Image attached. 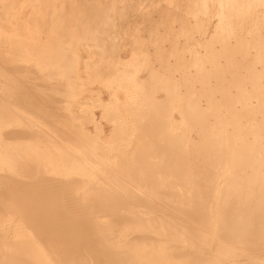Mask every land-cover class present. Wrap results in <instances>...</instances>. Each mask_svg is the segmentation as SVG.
<instances>
[{"label":"bare ground","instance_id":"obj_1","mask_svg":"<svg viewBox=\"0 0 264 264\" xmlns=\"http://www.w3.org/2000/svg\"><path fill=\"white\" fill-rule=\"evenodd\" d=\"M36 1L0 0V38L4 35V40L6 37V26L3 27L7 23L1 18L8 17L7 10L17 4L22 12L30 11L27 14L28 19L30 16L35 18L41 12V6H36V11ZM45 5H42L43 8ZM197 6L191 7L196 9ZM200 6L204 7L202 4ZM189 8L186 12L175 11L176 7L173 11L168 10L170 20L166 18L167 20L160 22L149 21L151 28L155 23L157 28L151 29L148 25V29L159 36H153L154 32L149 35L156 38L157 42L161 39L163 43L151 45V53L148 51L149 54L141 55V60L147 61L148 65L140 60L146 66L143 64L145 67H141V74L137 77L142 78L141 83L136 81L143 88L148 87L149 93L145 89L148 94L146 97L151 98V102L158 88H164L167 93H159L156 99L161 100H153V107L157 106V116L153 114L156 108L154 112L149 108L151 115H155L153 118L143 109L142 113L148 114L143 116H149L150 119L145 117L139 124H134L132 119L123 134L127 139L119 136L122 138L120 142L128 145L126 149L132 144H129L130 137L136 132L143 133L147 142L142 141L136 146L134 142L130 149H119L117 151L120 154H113L105 162H98L108 171L99 168L101 172L93 173L92 170L89 175L92 180L65 177L61 171L64 166L62 163L59 165L63 150H59L60 141L54 139L47 143L49 146L42 140V149H39L41 145L31 148L26 144V151L31 154L28 159L20 154L17 156L19 151L16 154L15 152L19 145L15 142L30 139L38 142L39 131L36 128L39 127L32 128L23 121L17 125L12 121L13 111H8V105L5 106L9 102L0 101V166H5L15 157V167L27 169L21 175L18 173L19 177L26 179H13L9 191L0 189V196L9 192L12 199V204L8 205L0 197V229L3 233L0 235V256L6 262L10 260L11 264H35L38 259L42 264L44 261H47L45 264H264V0H212V3L204 7L202 14L199 13L201 16H197L196 12L192 15ZM161 11L159 13L164 14L165 10ZM20 13L15 17L20 16ZM149 15L151 16V12ZM47 16L53 19L52 23L59 24L60 16ZM23 19L25 21L24 17ZM177 19L183 28H177ZM30 20H27L30 23H27L28 29L32 26ZM9 21L15 22L13 18ZM145 21L148 24L147 19ZM165 25L171 27L165 28ZM44 26L41 25L40 31L49 34L60 28ZM17 27L21 28L18 25ZM176 29L181 30L185 36L180 38L177 35L178 39L169 36ZM60 32L56 33L57 36ZM16 33L14 35L20 34ZM179 33L180 31L176 32ZM14 35H11L10 40H13ZM54 38L56 39L55 36ZM154 38L150 40L155 42ZM167 39L170 43L165 44ZM60 44H55L54 48H62ZM16 47L14 45L12 50ZM31 47L37 50L38 45L35 43ZM133 48L136 51V47ZM3 49L0 48V55ZM8 50L13 53L11 49ZM17 50L20 53V49ZM26 51L24 49L25 53H21L26 54ZM33 52L31 54L34 55ZM48 54L41 53L42 57H47ZM5 57L4 60L9 62V58ZM62 57L63 54L55 53L52 60H40L39 63L44 71L49 68L55 73L56 77L54 75L52 78L58 82L53 84L54 87H61V79H68L64 76L66 65ZM140 64L136 65L140 67ZM8 66L0 67V72L5 70L11 73L17 69ZM19 90L18 94L21 92ZM24 91L22 87V92ZM26 94L25 92V98L32 95L30 92L28 96ZM33 95L37 98L35 92ZM17 98L19 101V96ZM164 102L166 110H162L165 107L162 106ZM83 104L81 102L77 105L78 111L83 108ZM145 106L149 107L147 103ZM134 109L138 111L137 108ZM73 116L71 113L67 115L68 118ZM58 118L51 120L59 123L61 120ZM58 126L57 128L61 127ZM61 134L60 132V137H57L61 138ZM97 136L106 137L102 133ZM116 136L114 132L111 137L113 141ZM15 144L17 147H14ZM149 144H153L154 148ZM75 151L80 150L75 148ZM83 151L94 157L89 149ZM81 158V161H86L89 157L81 155ZM138 160L141 165L135 166L134 163ZM110 170L112 171L109 172ZM80 191L84 195H80Z\"/></svg>","mask_w":264,"mask_h":264},{"label":"rangeland","instance_id":"obj_2","mask_svg":"<svg viewBox=\"0 0 264 264\" xmlns=\"http://www.w3.org/2000/svg\"><path fill=\"white\" fill-rule=\"evenodd\" d=\"M90 1H92V0H81V1H79V0H37L34 6L35 7L41 6L39 8V9H41V12L35 18H31L30 14H29L31 20H30V18L28 19V15H27L28 12H30V11L27 10V11L22 12L20 10V6L15 4L14 6L10 7L9 10H7V12H9V13H7L8 15H6V17L8 16L7 17L8 19L5 18V16H3V18H1L3 21H5L7 23V25H4V27H3V28H5V26H6L5 31H4V34L6 37L4 38V40H3L4 35L0 38V48H4L3 50H1L3 53H2V55H0V57H2V58H0V61H1L0 67H4V66H8V65H9L8 68L10 66L11 67L14 66L15 68L17 67L16 71L14 70L11 73H7V72H5V70H3L4 72L1 71L2 73L0 72V79L1 78L3 79V80H0V101L3 100V102H9V103L5 104V106L8 105L6 107V108H8V111H11V112L13 111L12 115L14 117V120H12V121L14 123H16L18 125V124H21V122L23 121L24 123H27V124L29 123L32 128L34 126L39 127V128H36V130L39 131L38 134H39V137H41V138L38 137V142H36V141L32 142L31 139L29 141H25V142L24 141H16L15 143H17L19 146L17 147L16 146L17 144H15L14 147H17L16 149H18V148L19 149L15 152V154L19 151L17 156H19V154H20L21 157H24V158L31 157V154L29 155V151H26V149H27L25 147L26 144H28L27 146H30L31 148H35V147L41 145V146H39V149H42L43 144L41 142H43V141L46 142V144L53 141V139L55 141H58V142L60 141L61 149H59V150H63V151L61 152L62 153V159L60 160L59 165L62 163V165L64 166L63 168H61L62 173L65 175V177H68V178H70V177H73L76 179H81V178L84 179L85 178L84 180H87V181L92 180V177L89 175L93 171H94L93 173H96V172L98 173V171L101 172V170H99V168H103L104 170L108 171V169H105L103 166L100 165L102 163H98V162H101L102 160H103L102 162H105V160H108L109 157L114 156L115 154H120L117 150L120 149V151H123L126 149V147L128 145H125L124 142H120L121 141L120 139H122L120 137H123L124 132H126V130L128 128L127 126H129L132 123L131 122L132 119H133L134 124H139L140 122L143 121V119H146L149 116H152V118L155 115L157 116L158 110H157V106L153 107V106H155L154 104H152L154 102L153 100H156V101L161 100V99H156V97L158 96L159 93H161V95H164L166 90L162 87H160V89L158 88V90H156L157 93H155L154 99L152 98L153 100L151 102V100H150L151 98L146 97L148 95L147 93H149V91L147 90L148 87L143 88V85L138 83V82H140V80L142 78H138L139 80L137 79V77H139V74H141V73H139L141 70V67L142 68L145 67L146 66L145 63L148 65L147 61L145 62V61L141 60L142 59L141 55L149 54V52L151 53V51H152V50H150V49H152V48H150L151 45L154 44L153 46H157V44L159 45L160 43H163L161 41V39L158 38L159 35L157 33L155 34L154 31H151V29L157 28V24L156 23H155L156 25L153 24V26L151 28L149 21L154 20V22L155 21L157 22V20H158V22H160L162 20H167V19L170 20L168 10L173 11V9H175V7L177 8L175 11H179V12L185 11L186 12V11H188V8H189L188 6H190L189 9H190V12L192 15H194L193 13L196 12L195 14L197 16H201L202 12L204 11V7L209 5L210 3H212V0H203V1L202 0H199V1L198 0L197 1L196 0L195 1L194 0H186L187 2L185 0H179V1L178 0H166V1H164V0H96V1L93 0L95 2L92 1L91 4H90ZM181 1H183V2H181ZM192 1L194 3H192ZM161 2L163 3V5ZM198 2H199V4H198ZM45 3H46V5H45ZM47 3H48V5H47ZM152 3H154V4H152ZM169 3H170V5H169ZM195 3H196V5H195ZM201 4L204 5V7L200 6ZM42 5H45L44 8ZM166 5H169V6H166ZM193 5L195 7L198 5L197 6L198 8H196L198 10H196L195 8L193 9L192 8V7H194ZM156 6H157V9L155 10ZM164 6L166 7V9H164ZM182 6H183V9H182ZM184 6L187 8H184ZM61 7L62 8L65 7V8H63V10H62ZM94 7H95V9H94ZM158 7H160V8L162 7L163 9L162 8L160 9ZM167 7H169V8H167ZM31 8L32 7H30V9ZM64 9H65V11H64ZM158 9H160V11ZM46 10L47 11L50 10V12L48 11V13H45ZM150 10H152V11H150ZM161 10H163V11L165 10L163 12L165 15L168 13L166 15L167 17L164 14H161L162 13ZM181 10H183V11H181ZM36 11H38L37 7H36ZM89 11H91V12H89ZM156 11H157V13H156ZM198 11H201V12H198ZM210 11L214 12V11H212V9H210ZM18 12L19 13L21 12L20 16L15 17L16 14H19ZM150 12H151V16L149 15ZM159 12H161V13H159ZM138 13L139 14L141 13V16ZM144 13L145 14L147 13L148 15L146 14L147 15L146 16ZM197 13L198 14L201 13V14L198 15ZM11 14H12V17H11ZM50 14H54V15L61 17L60 20L58 21L59 24L55 25L54 23H52L53 19L51 17L47 16ZM158 14H159V17H158ZM142 15L145 17H143ZM38 16L40 17V19ZM180 16H182V15H180ZM23 17L25 18V21H24ZM11 18H13V20L15 22L9 21V19H11ZM122 18H124V19H122ZM145 18L147 19L148 24L145 21L146 20ZM197 18L200 19V17H197ZM33 19H34V21H33ZM35 19H36V21H38L37 23H33V22H36ZM143 19H144V21H142ZM180 19H182V17H180ZM212 19L216 20V18H214V17H212ZM27 20L31 21V25H32L31 27L32 28L29 27L31 29V31L27 27L30 24ZM39 20H40V23H39ZM138 21H140L139 23L143 22L145 24L141 25L138 23ZM27 23H29V24H27ZM175 23H176L175 24L176 26L179 25V27H177L178 29L183 28L178 23V19ZM14 24H16V26ZM38 24H39V29H38ZM123 24H124V26H123ZM135 24H136V26H134ZM17 25L21 26V28L17 27ZM41 25L42 26L45 25L44 27H48V28L53 25V27H54L53 29H56V27L57 28L60 27V28L56 29V32H54V33L50 32V34H49V32L45 33V32L40 31V30H42ZM104 25H105V27H104ZM148 25H149V28H151L150 30L148 29ZM113 26H115V27H113ZM145 27H147V28H145ZM169 27H171V26L165 25V28H169ZM13 28L16 29V31H18V29H19L18 32H20V34L18 32L16 33V31ZM60 29H62V30H60ZM138 29H140V30H138ZM178 29H176V32L178 33V31H180V33H179L180 35L176 34V32L174 30V32L171 33L169 36H171V37L175 36V39L176 38L178 39V37H176L177 35L180 36V38H181V36L184 37L185 35L181 32V30H178ZM58 30L61 31V32L59 31L60 32L59 36H57V34L59 33ZM13 31L16 34H19L21 36L14 35L15 33ZM137 32H139L140 34ZM151 32L152 33L154 32L152 34L153 36L158 35L157 36V38L159 39L158 42L155 40L156 38H154L152 35H149V33H151ZM61 33L62 34L64 33L63 37H62ZM30 34H31L33 39H31V36H29ZM118 34H120V35H118ZM11 35H14L13 40H10ZM54 36L56 37L57 41H59V42L55 41L56 39L54 38ZM152 37L154 38L155 42L153 40H150V38L153 39ZM48 38H50L49 39L50 42L47 41ZM52 38H54V40H52ZM17 40L19 42H16ZM61 40L63 43L61 42ZM5 41H6V43H5ZM20 41L22 42V44ZM135 41H136V43H135ZM47 42H48V44H47ZM60 42L62 45L60 44ZM167 42L170 43V40L169 39L165 40V44H167ZM173 42H175V41H173ZM4 43H5V46H4ZM9 43H12V44H9ZM23 43L25 45H23ZM35 43L38 45V48H37L38 51L31 47V45H33ZM52 43H55L57 45L60 44L63 49L62 48H56L55 49L54 48L55 44L53 45ZM28 44L30 46H27ZM128 44H130L129 47H131V48L128 47ZM10 45L12 47H10ZM14 45H15V47L17 46L16 48H14L16 51H13L14 49L12 50ZM7 46L10 48H8ZM51 46L53 47L52 48L53 50L51 48H49ZM145 46H146V49L144 48ZM28 47H30V48H28ZM115 47H117L118 49ZM133 47H136V51ZM132 48L134 49L133 51H132ZM6 49L7 50L11 49L12 52L15 53L16 55L13 53L11 54L10 50H8L9 52H7ZM17 49H20V53H21V51L24 52V49H25V51L27 50L26 54H24L25 53L24 52V53H21V55H20V53ZM21 49H23V50H21ZM40 49H42V50H40ZM126 49H130V50L127 51ZM30 50L32 52L33 51L35 52V53L33 52L34 55L31 54L32 52H30ZM48 52H49V54H48ZM114 52H115V54H114ZM41 53L42 54L47 53L48 55H47V57L46 56L42 57ZM55 53L63 54L62 59L66 65V68H64V76H66L68 79L65 78L62 80L60 77L61 83L63 84L61 87L60 86L54 87L56 81L58 82V80H54L55 78H52V76H54L55 73L49 68L44 71V69L39 64V63H41L40 60H42V61L43 60H47V61L52 60L55 56ZM137 53H138V55H137ZM3 54L5 56H7V58H9V60H8L9 62L5 61L7 59L4 60V58H6V57L3 56ZM9 54L14 55V57H12V58L9 57V56H11ZM17 54H18V56H17ZM37 54L41 55V56H37ZM120 55H121V57H120ZM21 56H23V57H21ZM34 56H36V57L34 58ZM39 57H41L42 59ZM147 57H149V56H147ZM13 58H14V60H13ZM19 58H20V61H19ZM22 58H23V62H25L24 64H23V62H21ZM10 60L12 61L11 63H13V65L10 63ZM140 60L142 62H145V63L140 62ZM17 61L19 64L17 63ZM30 62H32V63H30ZM138 63L139 64L141 63L140 67H138L139 65H136ZM16 64H18V66ZM21 64H23V65H21ZM1 65H3V66H1ZM19 65H20V67H19ZM24 65L25 66L27 65V67H25ZM135 65H136V67H135ZM45 67L47 68L48 66L45 65ZM131 67H133V69ZM117 68H119V69H117ZM135 71H136V73H135ZM131 73H132V75H131ZM1 74H3V76H1ZM58 74H61V72ZM8 75H10V76H8ZM4 76H5V79L3 78ZM54 77H56V75ZM133 77H135V78H133ZM8 78H10V79H8ZM19 78H22V79L20 80ZM17 79H19L21 82ZM18 84H19V87H17ZM35 84H37V85H35ZM134 84L138 87L137 89H136V86ZM22 87H23V90H25L24 92H22ZM29 87H30V89H29ZM31 87H32V89H31ZM33 87H35V88H33ZM26 89H27V91H26ZM35 89H37V90H35ZM135 89H136V92H134ZM143 89H144V91H143ZM18 90H19V92L21 91L22 93L20 92L18 94V92H17ZM25 92L27 93L26 94L27 96L29 95V92L32 95H29L27 98H25L26 97V96L24 97ZM34 92H35V95H37V98L36 97L34 98V95H33ZM107 92H109V93H107ZM144 93H146V95ZM17 96H19V101H18ZM22 96H23V99H22ZM131 96L134 98H132ZM53 97H54V99H53ZM92 98H93V100H92ZM24 99L26 101L27 100L28 101L23 102ZM20 100L22 102H20ZM29 100H31V102ZM133 100H135L134 102L137 101L138 103L136 102L135 105H133V103H134ZM141 101H143L144 104ZM81 102L84 103L82 106L83 108L78 111L77 105ZM34 103H35V106H34ZM141 103H142V105H141ZM146 103L149 105V107L145 106ZM139 104H140V106H138ZM24 105H26V108ZM46 105H48V106H46ZM120 105H121V107H120ZM164 105H165V102L163 103L162 106H164ZM125 106H127V108ZM134 106H136V107H134ZM159 107L160 106H158V109H159ZM47 108L50 109V111ZM134 108H137L138 111ZM149 108H152L151 109L152 112H154L155 108H156V111L153 113L155 115H151L152 112L150 111ZM162 108H163L162 110H166V105H165V107H162ZM131 110H132V112H131ZM142 110L146 113L148 112V114L150 113L149 116H147V117L143 116V115H148V114H144V112L142 113ZM58 112H59V114H58ZM134 112H135V114H134ZM68 113H71L74 116L72 118H68L67 117ZM138 113H140L141 116ZM64 114H66V115H64ZM55 115L57 117H59L58 119L61 120L59 123H57V121H53L54 119H57V117ZM88 115H89V117H88ZM103 115H105V116H103ZM51 118L53 120H51ZM44 119H47V120H44ZM148 119H150V117ZM124 120L126 122H124ZM52 121H53V123H52ZM54 122H56L55 125H53ZM61 123H62V125H61ZM50 124L52 127H54V126L55 127L52 128L50 126ZM56 125L61 126V127L58 126L60 129L57 128ZM63 128H64V130L60 131L62 133L61 138L64 136L61 140V138H59L60 137L59 130H61ZM69 128H71V129H69ZM54 129H56V130H54ZM57 129H58V131H57ZM53 131H55V132H53ZM56 132L57 133L59 132V133L57 134ZM114 132H115V134H117V136H116V139L114 138V141H113L112 140L113 138H111V137L114 134ZM54 133H56V134H54ZM99 133L105 134L106 137L101 138L100 136H97ZM83 134H85V135L82 136ZM57 135L59 137H57ZM87 136H89V137H87ZM83 137H85V138H83ZM145 137L146 136L143 133L136 132L133 136L130 137L131 142H129V144L132 143L131 145L134 146V142H136L135 143V146H136V144H139L142 141L147 142V139ZM123 138L127 139V137H123ZM71 139H73L72 140L73 142L71 141ZM132 139H133V141H132ZM152 140H155V138ZM38 143H40V144H38ZM114 144H116V145H114ZM85 145L87 148L85 147ZM131 145L128 147V149H130L132 147ZM149 145H151V147L154 148L153 144H149ZM47 146H49V144H47ZM112 147H114V148H112ZM75 148L80 150V151H78V152L75 151ZM108 148H110V149H108ZM3 149H5V147H3ZM84 149H87V150L89 149L91 152H93L94 157L88 156L87 152L83 151ZM128 149H126V150H128ZM0 150H2L1 146H0ZM28 150H29V148H28ZM104 150H105V152H104ZM104 153H106V155H104ZM108 153H110V154H108ZM89 154H90V152H89ZM98 154L102 155V156H99ZM81 155H84V156L89 157V158L86 161L85 160L81 161V159H82ZM93 158H95V159H93ZM11 159L5 164V166L6 165H8V166H6V167L0 166V176H3L2 178H0V180H1L0 189H4V190L7 189L8 191L12 187L11 181L13 179H20V180L26 179V178L23 179V178L19 177L18 173H20V175H21L22 173H25L24 171L27 170L25 167H19V168L15 167L17 160L15 157H14V159L13 158H11ZM89 159H91V160H89ZM29 163H33V162L29 161ZM83 164H85V165H83ZM103 164H106V163H103ZM134 165L135 166L141 165V161L140 160L136 161L134 163ZM125 170H127V169H125ZM111 171L112 170H110L109 172H111ZM118 171H120V170H118ZM7 172H8V174H7ZM9 179H11L10 182H9ZM8 193L9 192H7V193L5 192L4 194L1 195L3 198L1 196L0 197H1V200L5 204L11 205L12 199H11V195H9ZM78 193L79 194L81 193L80 195H84V193H82L81 191ZM5 212L10 213L9 210H5ZM2 229H6V227H4V228L2 227ZM1 231L2 230L0 229V235L3 234ZM6 258H8V257H6ZM7 261H8V259H7ZM33 261L35 262V260H33ZM38 262L40 264H42L41 263L42 261L40 262V260L36 259L35 264H37ZM46 262L44 261L43 264H45ZM0 264H11V262H10V260H9V262H6V259L2 258L0 256ZM47 264H49V262ZM50 264H55V263L50 262Z\"/></svg>","mask_w":264,"mask_h":264}]
</instances>
